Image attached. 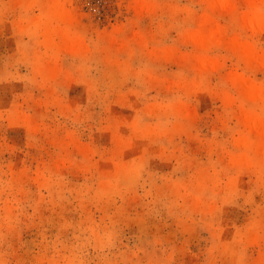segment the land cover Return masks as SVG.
Here are the masks:
<instances>
[{
  "label": "rangeland",
  "instance_id": "rangeland-1",
  "mask_svg": "<svg viewBox=\"0 0 264 264\" xmlns=\"http://www.w3.org/2000/svg\"><path fill=\"white\" fill-rule=\"evenodd\" d=\"M137 1L0 0V264H264V159L235 164L264 102L230 79L264 66L199 64L207 0ZM233 1L213 18L264 56Z\"/></svg>",
  "mask_w": 264,
  "mask_h": 264
},
{
  "label": "bare ground",
  "instance_id": "bare-ground-1",
  "mask_svg": "<svg viewBox=\"0 0 264 264\" xmlns=\"http://www.w3.org/2000/svg\"><path fill=\"white\" fill-rule=\"evenodd\" d=\"M207 2L212 14L217 11L230 14L236 10L233 0H207ZM245 5L247 11L241 15L242 17L237 18L234 16L238 19L239 26L242 29L255 32V34L264 31V0H245ZM147 6L148 2L146 0H138L136 10H142ZM48 10L51 9L48 8ZM54 10L63 9L58 7ZM212 14L200 19L197 28L186 34L188 41L201 52V56L198 58L199 64L201 66L214 65L215 62L205 58L204 55L211 47L224 45L230 48L248 68L264 66V56H260L254 46L240 42L237 39L226 40L222 26L213 18ZM55 17L59 22L61 21L68 26H72L76 21L73 14L62 11H58ZM68 31L66 29L61 32L63 46L72 53L81 52L84 47L81 38L76 35L70 36ZM46 40L49 41L51 38ZM230 79L243 99L264 102V90L260 86L244 80L239 75L232 76ZM243 125L245 132L240 139V147L243 148L244 152L243 156L235 159V164L239 167L256 166L260 158L264 159V120L260 115L252 114L249 119L243 120Z\"/></svg>",
  "mask_w": 264,
  "mask_h": 264
}]
</instances>
